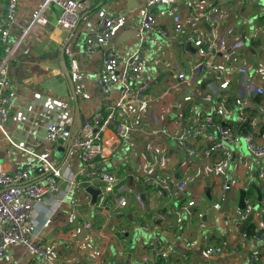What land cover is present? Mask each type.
Returning <instances> with one entry per match:
<instances>
[{
  "label": "crops",
  "instance_id": "0c3cea01",
  "mask_svg": "<svg viewBox=\"0 0 264 264\" xmlns=\"http://www.w3.org/2000/svg\"><path fill=\"white\" fill-rule=\"evenodd\" d=\"M8 2L0 0V32L6 27ZM41 2L20 0L16 22L10 28V42L20 40L21 44L10 65L16 101L4 129L6 135L0 131V162L11 171L37 161V156L48 157L58 169L60 162L52 156L53 145L46 139L47 127L52 123L74 127L78 119L61 68L63 46L68 43L64 58L77 90L80 115L88 120L115 107L120 93L118 87L110 95L100 91L102 57L85 52L86 38L95 32L100 17L109 13L121 18L109 43L121 58L120 67L130 61L140 42L145 0L83 1L75 32L60 27L61 11L56 4L30 26ZM201 3L219 7V29L195 21L184 32L198 25L203 32L226 41L225 50L206 59L226 67L230 78L227 89L220 88L222 74L215 68L191 79L188 60L204 59V54L186 41L185 33L171 36L173 16L186 21L189 12ZM155 12L160 27L169 31L170 37L155 32L146 36L148 68L136 85L145 83L149 88L143 103L120 113L131 126L127 136L120 139L108 132L104 156L90 165L82 161L81 150L74 145L58 169L59 190L47 199L32 201L36 236L46 242L51 259L41 261L13 247L0 264H148L143 259L151 255L157 241L168 252V260L162 264H245L252 252L264 264V243L244 237L264 227V195L257 177L260 160L241 143L230 145L227 156L212 154L205 140L197 143L195 156H188L166 132H183L189 118L184 98L192 96L205 113L223 107L221 121L233 131L252 132L264 139V97L256 93L258 87L264 89V0H165ZM231 46L235 53L229 55L227 48ZM3 52L0 44V61ZM241 67L247 69L246 74L238 72ZM180 73L186 74V83L180 81ZM240 100L244 103L239 104ZM103 174L116 179L113 191L107 190V182H89L104 190L93 204L83 183ZM156 175L172 183L183 180L187 187L168 192L154 182ZM40 179L44 177L35 181ZM242 192L256 208L254 221L244 230L245 221L238 217L244 209H239ZM137 196L144 207L138 204ZM226 196L230 211L221 212ZM123 200L128 202L125 207L120 205ZM190 202L194 205L189 206ZM147 224L149 231L143 228ZM122 229L126 230L123 236ZM208 246H222L223 252L208 256Z\"/></svg>",
  "mask_w": 264,
  "mask_h": 264
},
{
  "label": "built area",
  "instance_id": "2783aa9c",
  "mask_svg": "<svg viewBox=\"0 0 264 264\" xmlns=\"http://www.w3.org/2000/svg\"><path fill=\"white\" fill-rule=\"evenodd\" d=\"M20 0H9L5 13L6 27L0 32V44L3 47V55L0 61V131L6 135L5 126L9 120L11 110L15 106L16 93L11 87L10 65L13 55L20 46V40L10 42V28L16 22L17 7ZM86 0H42L32 14V26L39 19L43 18L46 11L56 4L60 8L59 25L68 32H72L79 24L81 19L80 4ZM165 0H145L142 16L139 22L140 42L130 58V61L120 67L121 58L112 49L109 43L113 37L114 29L121 18L116 15L104 13L98 22L97 29L85 40V52L89 54H101L102 68L98 75V85L102 93L110 95L115 87L119 88L120 100L115 107H110L102 113H97L85 120L78 131L74 140V145L81 150L82 161L90 165L105 154V135L113 132L118 138L123 139L131 129L130 124L122 118L121 112L125 109L139 105L146 99L149 88L145 83L136 85L144 71L148 68L146 53L148 44L146 36L148 33L155 32L164 38L170 37V32L161 28L155 9ZM235 2L241 0H225ZM200 21L209 25L217 31L220 24V9L217 6L201 3L194 7L187 15V20H183L179 15L173 16V27L171 36L177 38L183 35L190 22ZM29 26V27H30ZM28 27V29H29ZM27 29V30H28ZM26 30V31H27ZM186 41L193 43L204 54V59L188 60L191 79L199 76L209 69L215 68L222 74L220 83L221 89H227L230 84L228 70L221 64H214L207 57H214V53L226 49V41L223 38L202 31L200 26L193 25L185 33ZM228 54L235 53V47L231 46ZM241 74H246L247 69H238ZM181 82H187L185 73L179 74ZM256 93L264 97V89L257 88ZM184 101L188 104L189 118L183 132L171 133L168 129L167 135L176 139L183 152L188 156H195L198 152L197 143L205 140L208 143L209 152L222 156L228 155V148L234 144H244L247 151L255 158L260 160L257 177L262 185L264 195V139H258L252 132H235L222 121L221 117L225 114L223 107H217L210 113H205L196 106L192 96H187ZM243 104V101H238ZM247 121V118H244ZM72 135L71 130L61 124H49L46 130V139L52 143L53 147L67 143ZM7 137V136H6ZM8 138V137H7ZM37 161L27 163L23 168L11 171L4 167L0 162V258H4L8 251L13 247L22 248L26 254L39 259L48 261L51 253L43 239L36 236V224L34 222L35 209L32 201H40L54 195L60 188L61 173L56 165L46 156H37ZM44 177V179L38 178ZM140 180V179H138ZM107 182L108 191H113L112 184L116 179L112 175L103 174L91 179L90 183ZM154 182L170 192L173 189L184 191L187 187L185 181L172 183L161 175L154 177ZM138 204L144 207V202L137 196ZM127 201L123 200L120 205L125 207ZM190 202L189 206H193ZM254 203L251 199L245 200L244 209L238 214L240 221H247L253 213ZM262 222V219H261ZM87 228L91 224L86 225ZM144 230L149 231L151 226L145 225ZM122 236L126 233L125 229L120 231ZM248 240L264 243V227L262 231L254 234H245ZM163 243L157 241L152 253L144 257V263L162 264L168 260V252L163 250ZM123 249L128 250V244L124 242ZM223 252L222 246H208L206 254L208 256L219 255ZM30 264H35L31 262ZM245 264H261V259L256 252L248 254Z\"/></svg>",
  "mask_w": 264,
  "mask_h": 264
},
{
  "label": "water",
  "instance_id": "95a60500",
  "mask_svg": "<svg viewBox=\"0 0 264 264\" xmlns=\"http://www.w3.org/2000/svg\"><path fill=\"white\" fill-rule=\"evenodd\" d=\"M79 25V24H78ZM78 25L76 26L74 32L76 31ZM73 32V33H74ZM68 43H66L62 50H61V68L62 71L64 73V75L66 76L70 89H71V94L75 103V107H76V114L78 115V119H77V123L74 125V127H67L68 130H71L72 135L70 137V139L67 141V143L65 145L62 146H57V147H53V154L52 156L54 157V159L58 160L60 162L58 169L65 163V161L67 160L70 151L72 149V147L74 146V140L78 134L79 129L81 128V126L83 125V123L85 122V119H83V117L80 115V107H79V102H78V95H77V90L76 87L74 85L73 79L71 74L69 73L68 67L65 63V52L67 49ZM191 47V45H189ZM84 188L86 189V192L92 197V201L93 204H96L98 201L99 196L104 193V190L102 189H98L96 187H94L93 185L89 184V181H86L85 183H83ZM161 188V187H159ZM245 199H246V195L244 194V192H242L241 194V199H240V204H239V209H243L245 207ZM230 211V207H229V199L228 196L225 197L224 199V203H223V207L221 209V212H229ZM256 214V208L254 207L253 213L250 215V217L248 218L247 221L244 222V225L242 227V229L244 230L250 223H252L254 221V217Z\"/></svg>",
  "mask_w": 264,
  "mask_h": 264
},
{
  "label": "rangeland",
  "instance_id": "374dc122",
  "mask_svg": "<svg viewBox=\"0 0 264 264\" xmlns=\"http://www.w3.org/2000/svg\"><path fill=\"white\" fill-rule=\"evenodd\" d=\"M20 249H22V248H20ZM1 259V258H0Z\"/></svg>",
  "mask_w": 264,
  "mask_h": 264
},
{
  "label": "trees",
  "instance_id": "16d2710c",
  "mask_svg": "<svg viewBox=\"0 0 264 264\" xmlns=\"http://www.w3.org/2000/svg\"><path fill=\"white\" fill-rule=\"evenodd\" d=\"M250 234H252V233L250 232Z\"/></svg>",
  "mask_w": 264,
  "mask_h": 264
}]
</instances>
